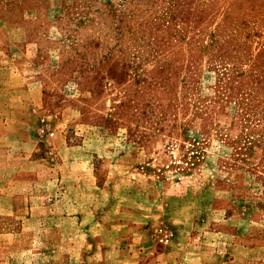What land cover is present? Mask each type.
I'll use <instances>...</instances> for the list:
<instances>
[{
  "label": "rangeland",
  "instance_id": "obj_1",
  "mask_svg": "<svg viewBox=\"0 0 264 264\" xmlns=\"http://www.w3.org/2000/svg\"><path fill=\"white\" fill-rule=\"evenodd\" d=\"M12 86L11 152L93 157L80 174L95 164L117 200L163 215L148 228L176 264H264V0H0Z\"/></svg>",
  "mask_w": 264,
  "mask_h": 264
},
{
  "label": "crops",
  "instance_id": "obj_2",
  "mask_svg": "<svg viewBox=\"0 0 264 264\" xmlns=\"http://www.w3.org/2000/svg\"><path fill=\"white\" fill-rule=\"evenodd\" d=\"M9 72L2 64L1 85L6 79L15 80L14 72ZM20 91L18 86L0 90V210L1 216L11 219L3 223L1 219V224L15 226L0 234L1 264H24L23 257L29 256L32 264H176L181 258L178 248L160 249L148 228L163 215L146 219L132 200H117L111 184L101 183L95 164L87 177L80 174L82 168L86 170L80 163H95L93 157L69 159L61 150L47 159H35L34 153L11 152L12 147L25 145L21 107L14 99ZM5 137L8 144L2 145ZM22 162L36 167L43 163L45 171L35 167L25 171ZM6 177L12 181L4 184ZM125 213L128 221L123 222ZM118 225L121 228H115ZM54 235H59L57 242L62 238L60 248L51 244ZM23 240H29V249L19 247ZM221 257L224 264L244 262L227 251Z\"/></svg>",
  "mask_w": 264,
  "mask_h": 264
},
{
  "label": "built area",
  "instance_id": "obj_3",
  "mask_svg": "<svg viewBox=\"0 0 264 264\" xmlns=\"http://www.w3.org/2000/svg\"><path fill=\"white\" fill-rule=\"evenodd\" d=\"M54 133H51V135H53Z\"/></svg>",
  "mask_w": 264,
  "mask_h": 264
}]
</instances>
